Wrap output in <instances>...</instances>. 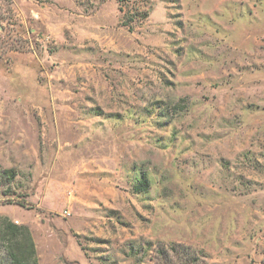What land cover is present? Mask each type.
<instances>
[{
	"label": "rangeland",
	"instance_id": "obj_1",
	"mask_svg": "<svg viewBox=\"0 0 264 264\" xmlns=\"http://www.w3.org/2000/svg\"><path fill=\"white\" fill-rule=\"evenodd\" d=\"M0 217L38 264H264V0H0Z\"/></svg>",
	"mask_w": 264,
	"mask_h": 264
},
{
	"label": "trees",
	"instance_id": "obj_2",
	"mask_svg": "<svg viewBox=\"0 0 264 264\" xmlns=\"http://www.w3.org/2000/svg\"><path fill=\"white\" fill-rule=\"evenodd\" d=\"M3 172L6 174L12 173L6 169ZM0 219V225L4 231L2 239L7 244L11 263L38 264L34 242L29 229L25 225H16L4 217H0Z\"/></svg>",
	"mask_w": 264,
	"mask_h": 264
}]
</instances>
